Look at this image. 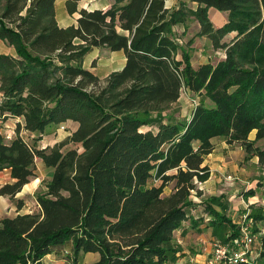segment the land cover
<instances>
[{
    "label": "trees",
    "instance_id": "trees-1",
    "mask_svg": "<svg viewBox=\"0 0 264 264\" xmlns=\"http://www.w3.org/2000/svg\"><path fill=\"white\" fill-rule=\"evenodd\" d=\"M191 1L196 7L180 0L170 9L166 0H112L63 27L56 0H0V40L15 50L0 53V113L23 121L11 140L0 129V170L15 179L0 194L14 198L37 159L52 170L37 211L0 219V264H44L68 243L75 261L97 253L93 264H165L210 175L213 138L240 145L264 168V0ZM77 3L67 0V10ZM211 7L227 12L223 25L213 24ZM192 20L200 29L183 40ZM202 36L224 55L197 66L192 45ZM95 48L126 56L104 84L84 65ZM183 89L199 98L187 117L172 110ZM68 121L77 128L66 139L38 146ZM248 217L264 226V210ZM242 264H264V251Z\"/></svg>",
    "mask_w": 264,
    "mask_h": 264
},
{
    "label": "crops",
    "instance_id": "crops-1",
    "mask_svg": "<svg viewBox=\"0 0 264 264\" xmlns=\"http://www.w3.org/2000/svg\"><path fill=\"white\" fill-rule=\"evenodd\" d=\"M66 1L56 0L57 19L63 27L76 24L80 15L79 11L83 8L88 10H106L112 5V0H78L77 11L70 13L66 7ZM184 1L192 7L197 5L191 0ZM179 2L180 0H166V6L173 9L178 7ZM209 14L216 27L223 25L227 21V12L211 7ZM185 28L184 25H180L176 27V30L179 33H183ZM187 28V34L183 37V40H186L188 34L191 33L193 36L199 31L200 24L198 21L192 20ZM234 35L235 33L230 34L229 38H225V40L229 41ZM5 43V41L0 40V53L14 55V47L6 46ZM192 46L194 47L192 51V63L194 65L198 66L209 61L205 56H202L203 51L206 50L205 46L212 47L207 37H197ZM110 52L114 57H118L119 65L106 73L104 77H107L112 71L121 69L126 63L124 51ZM200 56L201 58L198 60L197 57ZM95 73L97 74V72ZM183 91L187 95L191 94L185 89ZM182 94L177 102H180ZM8 121L12 122L13 119L11 118ZM64 125L65 127L72 126V131L77 128V123L74 121H68ZM255 135L256 131H253L250 137L255 138ZM57 141L46 142L41 139L38 141V146H52ZM261 141L258 142L259 145H261ZM213 143L215 148L213 152L207 155L204 162L209 168L210 175L208 179L198 185L202 195L193 194L191 196V199L196 204L189 209L188 219L174 232L172 244L177 250L174 259L169 260L165 264H216L212 261L213 242L218 239L226 240L229 238V242L233 245L237 236H232V234L239 229L243 216L254 210H261V204H264V168L260 166L258 156L246 158V152L240 145L228 144L224 137L213 138ZM36 164L44 165L41 159H37ZM47 169L50 172V178L52 170ZM229 175L234 177V182L227 180ZM43 178L44 176L41 177L40 175L33 177L14 198L0 194V219L30 213L33 212V208L38 210L39 206L35 195L41 187L44 188L42 184ZM14 181L15 179L12 178L9 168L0 170V188L4 184ZM250 190L254 192L249 193ZM29 199L32 201L29 202ZM262 239H264V236ZM58 250L46 255L43 259L44 264H56L54 258L59 255ZM262 251H264L262 244L252 249V253L257 256ZM95 254L98 255L97 253Z\"/></svg>",
    "mask_w": 264,
    "mask_h": 264
},
{
    "label": "rangeland",
    "instance_id": "rangeland-1",
    "mask_svg": "<svg viewBox=\"0 0 264 264\" xmlns=\"http://www.w3.org/2000/svg\"><path fill=\"white\" fill-rule=\"evenodd\" d=\"M192 35L191 33L187 35L186 40H188L189 38H191ZM227 39L229 38V35L226 37ZM6 46H8L7 43H5ZM206 50L203 51L202 56H205L206 59H208L209 61L212 62H217L219 59H221L223 57L222 52H218L215 51L213 49V47L210 46H205ZM198 60L201 58L197 57ZM118 57H114L112 55V53L110 52L109 49L107 48H99V49H93L90 53L87 54V56L85 57L84 60V65L86 67L91 68L92 70H94L95 72H97V74L100 77V83L104 84L106 78L108 77H104V75L106 73H108L109 71H111L112 69H114L115 67H118V61H117ZM193 100H195L196 102H199V98L194 96L193 94H186L183 91L182 94V98L180 100V102L174 103L172 105V110L176 111V113H179L181 116L183 114V117H187L188 115H190L191 113V109L193 108L195 102H193ZM170 111V110H169ZM168 111V112H169ZM146 127H143V129L145 130ZM72 133V126H66L65 129H62L61 126H54L52 128L49 129V132L47 134H45L44 137H42L43 140H45L46 142H52L53 140H58L62 141L64 139H66L70 134ZM25 137L27 138V141L30 143H36V137L32 138L26 134ZM43 144V142H41ZM45 143V142H44ZM261 145L264 146V141H261ZM73 144L69 143L67 145V147H72ZM35 177L37 175H40L41 177L44 176L43 180H42V184L44 185L45 182L49 179L50 176V172H48L47 167H45V165H37L35 167ZM231 176V175H230ZM229 176H227V180L230 182H234V177L231 176V178H233L232 180L228 179ZM43 187L40 188V190ZM171 190V186L167 187L165 190V194H168ZM36 196V195H35ZM32 201L29 199V202ZM261 210H264V204H261ZM33 211H37L36 209H32ZM31 211V210H30ZM261 227L264 226H257L255 224V222H253V226L252 229L253 231L257 234V238L254 241L253 245L251 246L252 249L255 248V246H258L259 244L264 246V239H262V237L264 235H260L259 229ZM240 232V231H239ZM264 234V232H263ZM224 242H229L228 238L226 240H221ZM230 245H232V243L229 242ZM58 253L59 255L57 257L54 258V262H56V264H93L97 258L98 255H96L95 253H80L79 257L77 258V260H74V251L72 248V244L68 243L66 245H64L63 247L58 248ZM254 256H257L255 253H253ZM261 255V253H260ZM260 255L258 256V258L260 257ZM213 257V256H212ZM75 261V262H74Z\"/></svg>",
    "mask_w": 264,
    "mask_h": 264
},
{
    "label": "built area",
    "instance_id": "built-area-1",
    "mask_svg": "<svg viewBox=\"0 0 264 264\" xmlns=\"http://www.w3.org/2000/svg\"><path fill=\"white\" fill-rule=\"evenodd\" d=\"M220 52V51H219ZM224 55V53L222 52ZM194 105L197 104L195 100ZM6 114L0 113V129L5 135L7 140L13 139L17 134V123H23L22 119L19 117L12 118L13 121H8L11 119L8 117L6 119ZM62 129H65V125H61ZM28 134L26 130L22 128L20 135L25 137ZM24 139H27L26 137ZM229 180H232L231 176L228 177ZM200 182H198L199 185ZM196 195V193H194ZM249 213H246L239 227V235L236 237L234 244L230 245L229 242H224L221 240H215L213 242V252H212V261L216 264H242V263H250L258 258V256H254L252 253L251 246L257 238V234L253 231V219L248 217ZM260 235H264V227L259 229Z\"/></svg>",
    "mask_w": 264,
    "mask_h": 264
}]
</instances>
